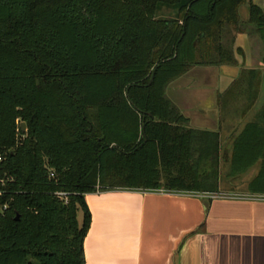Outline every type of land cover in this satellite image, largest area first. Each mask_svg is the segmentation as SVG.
I'll use <instances>...</instances> for the list:
<instances>
[{"label": "trees", "instance_id": "16d2710c", "mask_svg": "<svg viewBox=\"0 0 264 264\" xmlns=\"http://www.w3.org/2000/svg\"><path fill=\"white\" fill-rule=\"evenodd\" d=\"M250 24L264 29L248 0H0V264H86L90 193L219 192L220 132L191 127L167 89L234 63L227 33ZM231 152L227 177L261 162L246 188L264 195V122Z\"/></svg>", "mask_w": 264, "mask_h": 264}, {"label": "crops", "instance_id": "0c3cea01", "mask_svg": "<svg viewBox=\"0 0 264 264\" xmlns=\"http://www.w3.org/2000/svg\"><path fill=\"white\" fill-rule=\"evenodd\" d=\"M248 1L264 13V0ZM227 40L234 63L196 66L167 95L191 127L219 131L230 158L237 134L264 116V29L250 24L228 31ZM223 193L87 194L86 264H264V195Z\"/></svg>", "mask_w": 264, "mask_h": 264}, {"label": "rangeland", "instance_id": "374dc122", "mask_svg": "<svg viewBox=\"0 0 264 264\" xmlns=\"http://www.w3.org/2000/svg\"><path fill=\"white\" fill-rule=\"evenodd\" d=\"M240 11H241V15L245 17V15L247 14L246 7H242ZM171 13H172V10L165 7L158 14V16L165 18V17H169ZM259 121L264 122L262 118ZM227 146L231 148V145L225 144V147ZM229 164H230L229 158L228 160L222 159L221 166H220L219 188L224 192L223 195L243 196L246 191V181L254 178L259 173L261 162H257L251 167L247 168L246 170L240 171L238 173L233 172L231 173L232 175H229L227 177V173L230 167ZM82 216H83V212L79 211L78 217L80 220H82Z\"/></svg>", "mask_w": 264, "mask_h": 264}, {"label": "built area", "instance_id": "2783aa9c", "mask_svg": "<svg viewBox=\"0 0 264 264\" xmlns=\"http://www.w3.org/2000/svg\"><path fill=\"white\" fill-rule=\"evenodd\" d=\"M7 152L3 151V149L0 148V165L4 162L6 159ZM53 175V174H52ZM12 182V177H9L7 175L0 176V217L5 214L6 210L9 207V202H2L3 196L7 193V190L5 188L6 184ZM162 191L163 190H159ZM204 193H199L197 195H202Z\"/></svg>", "mask_w": 264, "mask_h": 264}, {"label": "water", "instance_id": "95a60500", "mask_svg": "<svg viewBox=\"0 0 264 264\" xmlns=\"http://www.w3.org/2000/svg\"><path fill=\"white\" fill-rule=\"evenodd\" d=\"M22 127H23V130H24V131L27 129V127H26V123H25V122H22ZM201 196H204V194H202Z\"/></svg>", "mask_w": 264, "mask_h": 264}]
</instances>
